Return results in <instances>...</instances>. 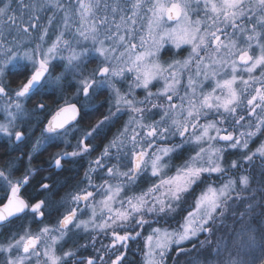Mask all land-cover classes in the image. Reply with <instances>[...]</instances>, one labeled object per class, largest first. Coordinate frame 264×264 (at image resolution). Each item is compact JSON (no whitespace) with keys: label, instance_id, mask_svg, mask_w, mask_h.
I'll return each instance as SVG.
<instances>
[{"label":"snow or ice","instance_id":"obj_1","mask_svg":"<svg viewBox=\"0 0 264 264\" xmlns=\"http://www.w3.org/2000/svg\"><path fill=\"white\" fill-rule=\"evenodd\" d=\"M0 143V264H264V0H0Z\"/></svg>","mask_w":264,"mask_h":264},{"label":"trees","instance_id":"obj_2","mask_svg":"<svg viewBox=\"0 0 264 264\" xmlns=\"http://www.w3.org/2000/svg\"><path fill=\"white\" fill-rule=\"evenodd\" d=\"M92 67H95V65H92ZM57 72H59V69H57ZM10 80H15L17 78L15 77H9ZM12 87H15V83L12 84ZM69 98H71L74 93L71 90H68L65 93ZM61 93H57L56 95L50 96L45 99V103L48 105V108L50 111L55 110L56 108V102L59 99ZM107 94L100 97V100H106ZM36 100H34L30 105L29 108H32L35 106ZM106 112V109L104 110ZM99 118V117H97ZM92 123H95V120L92 121ZM123 124V121H121L119 124H117L116 128L113 129V133ZM37 135L39 133L37 132ZM101 142H97L99 145ZM58 150V148L50 149L48 152H45L43 155L39 156L38 159L35 161L34 167H44L46 171L39 173L36 177V180L41 179L42 177L51 176L53 177V184L56 188V193L52 195L50 198L53 199V201L57 205H64L65 207L70 206L68 202L65 204V198L70 193H73L78 190V186H80L83 182V174H84V168L86 163L79 161L75 169L70 172L67 170H64L59 173H55L53 169H49V162L51 160V156ZM25 151L27 149L25 148ZM20 154L19 153H12L11 149H9L6 145L0 143V168L4 167L5 164L9 160H15ZM98 155V153H96ZM176 163H180V161H176ZM23 170L21 166V171ZM19 175V173H17ZM35 183V181L33 182ZM28 192L34 193L33 189H29ZM87 211V210H86ZM56 217L53 216L48 219L49 220H55ZM29 220H31V217H29ZM28 223V221H17L12 225L13 228H19L21 224ZM135 246V247H134ZM141 247V244H134L131 243L128 255L126 257L127 264H141L142 261V253L139 251V248Z\"/></svg>","mask_w":264,"mask_h":264},{"label":"flooded vegetation","instance_id":"obj_3","mask_svg":"<svg viewBox=\"0 0 264 264\" xmlns=\"http://www.w3.org/2000/svg\"><path fill=\"white\" fill-rule=\"evenodd\" d=\"M166 58H167V57H166ZM125 119H126V117H125ZM122 121H123V120H122ZM72 144H73V145L75 144V141H74V140L72 141ZM59 150H60V149H58L57 151H59ZM67 150L71 151V147H69ZM80 161L87 163L85 160H80ZM77 164H78V163H75V164H68V165L65 166V170L72 172V171L75 169V167L77 166ZM48 168H49V169H53L54 172L57 173V170H56V169H54V168H50V167H48ZM142 186H143V185H142ZM70 194H72V193H70ZM70 194L67 196V198H65V204H66V202L69 203V200H70ZM69 205H70V204H69ZM46 222H48V223H55V220H49V221L47 220ZM38 228H39V225L36 224L35 222H32V229L35 231V230H37ZM129 248H130V244H129Z\"/></svg>","mask_w":264,"mask_h":264},{"label":"rangeland","instance_id":"obj_4","mask_svg":"<svg viewBox=\"0 0 264 264\" xmlns=\"http://www.w3.org/2000/svg\"><path fill=\"white\" fill-rule=\"evenodd\" d=\"M173 226H175V225H173ZM99 239H100V240H103L104 243H107V242H108L107 238H105V237H103V236H100ZM130 245H131V243H130ZM141 246H142V242H141ZM134 247H135V246H134ZM141 253H142V252H141ZM141 255H142V261H141V264H142V262H143V253H142Z\"/></svg>","mask_w":264,"mask_h":264}]
</instances>
